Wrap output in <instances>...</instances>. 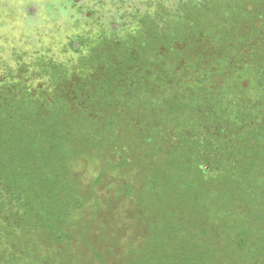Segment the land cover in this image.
I'll return each mask as SVG.
<instances>
[{
	"label": "trees",
	"instance_id": "16d2710c",
	"mask_svg": "<svg viewBox=\"0 0 264 264\" xmlns=\"http://www.w3.org/2000/svg\"><path fill=\"white\" fill-rule=\"evenodd\" d=\"M163 3L71 69L0 64V264H264V0Z\"/></svg>",
	"mask_w": 264,
	"mask_h": 264
},
{
	"label": "rangeland",
	"instance_id": "374dc122",
	"mask_svg": "<svg viewBox=\"0 0 264 264\" xmlns=\"http://www.w3.org/2000/svg\"><path fill=\"white\" fill-rule=\"evenodd\" d=\"M14 4L17 3L13 0ZM35 3H40L42 0H34ZM48 2L47 0H44ZM166 0H104L100 3V0H62L58 1L61 6L53 9L45 8L47 6H38L36 8L35 17H29L27 15V24L20 26V33H16L20 39L13 43L14 49L22 47L23 52L30 54L33 59H44L54 61L62 65L65 69H71L72 60L76 54L73 52L72 39L74 37L79 38L80 46L76 47L79 49V53H85L88 44H83L82 38L86 39L87 42H94L99 32L103 34L107 31L105 27L109 29L117 30V35L122 34L125 30L134 29L137 25L139 16L143 11L135 13L140 10H144V13L155 11L157 9L165 8ZM173 4L174 0H168ZM0 2L6 3V1L0 0ZM7 3H10V1ZM23 3V2H21ZM106 3V4H105ZM11 4V3H10ZM45 4V3H44ZM61 7L68 10V13L61 11ZM135 11V12H134ZM113 12V17L109 16ZM26 12L22 13V16L26 15ZM35 18H37L38 22ZM1 19L9 27H15L14 23L10 24L8 16H1ZM35 20V21H34ZM113 21V22H112ZM18 26V25H17ZM19 27V26H18ZM17 27V28H18ZM113 27V28H112ZM26 30V31H25ZM25 32V33H22ZM2 34L0 35V39ZM74 44V43H73ZM0 46L2 44L0 43ZM7 47L4 46V49ZM42 56V57H40ZM71 57V58H70ZM30 60L25 59V62ZM111 183L108 189H111ZM119 204H114L116 208V216L119 217L120 224H126L125 219L129 214V205L122 204L120 213L117 211ZM102 214H99L97 219L98 223L108 227L111 223L108 220L102 218ZM123 227V225H122ZM91 228H94L92 226ZM125 229V228H124ZM98 251H102L100 246H95Z\"/></svg>",
	"mask_w": 264,
	"mask_h": 264
},
{
	"label": "flooded vegetation",
	"instance_id": "af4514ba",
	"mask_svg": "<svg viewBox=\"0 0 264 264\" xmlns=\"http://www.w3.org/2000/svg\"><path fill=\"white\" fill-rule=\"evenodd\" d=\"M4 1V0H2ZM6 3L0 2V35L2 34V38L0 39V43L2 46H0V64L6 63V59L13 56L16 51H20L25 57L30 56L27 52H23L22 47L18 49H14L13 43H15L19 38L16 33H20V26L22 27L23 24H27V15L30 14L29 17H35L36 14V8L38 6L46 5V2L42 0L40 3H35L34 0H16L17 3L14 4L13 0H5ZM7 1L10 3H7ZM104 0H100V3H102ZM23 2V3H21ZM45 3V4H44ZM26 12L25 16H22V13ZM8 16L10 19V24L14 23L15 27H9V24H6L3 19H1V16ZM37 20V18H35ZM35 21V20H34ZM36 23L38 22L35 21ZM19 27H18V26ZM18 27V28H17ZM26 31V30H25ZM25 33V32H22ZM4 46L7 47L4 49ZM12 46V47H11ZM42 57V56H40ZM42 59V58H41ZM3 61V62H1ZM13 69V74L17 71L16 68ZM11 70V69H10ZM27 74V72H26ZM11 85L10 83L5 84V86ZM27 85V84H26ZM30 86V85H27ZM25 86V87H27ZM30 88V87H29ZM4 180L0 178V236L1 238L5 236V233H11L13 235L19 234V225H21L22 222V213L20 211H17L16 208L13 205V197L9 190H6V186L3 183ZM2 187V188H1ZM76 248L72 251V254H70L69 258L76 260L75 264H78L80 261V257L82 255L81 249H79L80 245H75ZM24 254L21 253L19 256L13 255L11 257V260L15 264H27Z\"/></svg>",
	"mask_w": 264,
	"mask_h": 264
}]
</instances>
